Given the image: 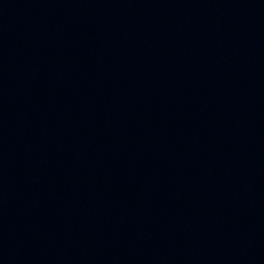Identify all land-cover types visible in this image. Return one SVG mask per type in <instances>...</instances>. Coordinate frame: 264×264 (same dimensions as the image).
<instances>
[{
    "label": "water",
    "instance_id": "1",
    "mask_svg": "<svg viewBox=\"0 0 264 264\" xmlns=\"http://www.w3.org/2000/svg\"><path fill=\"white\" fill-rule=\"evenodd\" d=\"M0 264H264V0H0Z\"/></svg>",
    "mask_w": 264,
    "mask_h": 264
}]
</instances>
